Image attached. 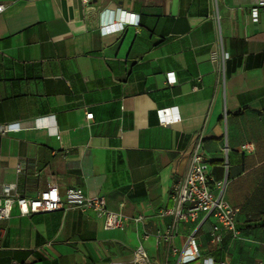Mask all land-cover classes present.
Instances as JSON below:
<instances>
[{
    "label": "crops",
    "instance_id": "crops-1",
    "mask_svg": "<svg viewBox=\"0 0 264 264\" xmlns=\"http://www.w3.org/2000/svg\"><path fill=\"white\" fill-rule=\"evenodd\" d=\"M256 2L0 0V123L8 125L0 185L14 182L30 198L54 182L63 201L80 187L126 217L106 230L91 210L20 215L14 205L0 220V264H133L138 246L176 264L164 242L143 234L171 223L160 213L199 134L212 184L224 181L223 199L239 207L241 238L223 230L211 244L209 217L197 232L200 257L187 264H264V7L253 21ZM220 41L223 63L210 58ZM193 226L178 223L177 248Z\"/></svg>",
    "mask_w": 264,
    "mask_h": 264
},
{
    "label": "built area",
    "instance_id": "built-area-1",
    "mask_svg": "<svg viewBox=\"0 0 264 264\" xmlns=\"http://www.w3.org/2000/svg\"><path fill=\"white\" fill-rule=\"evenodd\" d=\"M91 2L92 0H81L83 6H89ZM4 7V4L0 3V12ZM259 7H264V0H257L256 5L251 8L253 21L257 20ZM104 14L105 11L101 12L100 16ZM130 15L133 16V13H130ZM133 19L124 17L122 23H134ZM210 58L212 60L217 59L222 63L228 58V53L223 50L221 41L218 50L212 52ZM162 112V110L159 111V113ZM92 115V112H87L85 118L90 119ZM178 119V115H174L168 121L162 119L161 123L165 125L168 122ZM7 131L8 125L0 123V135ZM202 138V134H199L196 139L185 176L182 179L173 181L171 184V206L164 208L160 213L161 215L171 216V223L163 231L157 230L154 234L149 232H144L143 234L144 238L153 235L156 245L164 242L170 252L178 255L176 264L191 263L200 257L197 232L209 217L214 219L208 233L211 244L218 245L222 242L223 237L221 231L223 230L233 239L241 238V230L236 221L239 207L223 199L222 190L224 181H217L212 184L213 178L209 171L210 163L202 151ZM240 147L244 151H251L253 148L250 143H243ZM223 153L226 157V145L223 148ZM0 188V220L10 217L14 205L17 206L20 215L47 213L60 210L62 207L74 206L84 211L91 210L98 216L103 217V228L106 230L122 228L124 220L126 219L121 212L107 209L104 196L87 195L80 187H68L65 190V201L62 200L59 189L54 182L48 183L44 189L30 198L17 195L16 183L14 182L2 183ZM142 219V214L136 215L133 218L136 223L141 222ZM179 222H191L194 223V226L186 236L183 244L177 248L173 244V239L177 233V225ZM166 261H154L141 246H138L133 252V264H167ZM203 263L214 264L211 258H204ZM108 264L123 263L110 261ZM218 264L226 263L220 261Z\"/></svg>",
    "mask_w": 264,
    "mask_h": 264
}]
</instances>
